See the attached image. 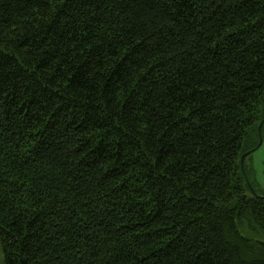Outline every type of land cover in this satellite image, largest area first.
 Returning a JSON list of instances; mask_svg holds the SVG:
<instances>
[{"label": "trees", "instance_id": "obj_1", "mask_svg": "<svg viewBox=\"0 0 264 264\" xmlns=\"http://www.w3.org/2000/svg\"><path fill=\"white\" fill-rule=\"evenodd\" d=\"M261 122L264 0H0L4 264H264Z\"/></svg>", "mask_w": 264, "mask_h": 264}, {"label": "rangeland", "instance_id": "obj_2", "mask_svg": "<svg viewBox=\"0 0 264 264\" xmlns=\"http://www.w3.org/2000/svg\"><path fill=\"white\" fill-rule=\"evenodd\" d=\"M251 165L256 172L257 180L264 183V134L260 146L251 154ZM250 163V162H248ZM0 264H4L3 253L0 246Z\"/></svg>", "mask_w": 264, "mask_h": 264}, {"label": "water", "instance_id": "obj_3", "mask_svg": "<svg viewBox=\"0 0 264 264\" xmlns=\"http://www.w3.org/2000/svg\"><path fill=\"white\" fill-rule=\"evenodd\" d=\"M262 125V122L260 123L259 127H258V131H259V143H258V146H260L261 142H262V136L260 134V127ZM255 149L252 150V152H254ZM249 152H246L245 154L242 155L241 157V161L246 157V155L248 154Z\"/></svg>", "mask_w": 264, "mask_h": 264}]
</instances>
